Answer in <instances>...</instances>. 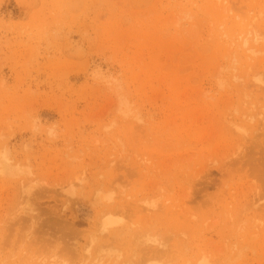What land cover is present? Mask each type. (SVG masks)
Returning a JSON list of instances; mask_svg holds the SVG:
<instances>
[{
  "label": "rangeland",
  "instance_id": "1",
  "mask_svg": "<svg viewBox=\"0 0 264 264\" xmlns=\"http://www.w3.org/2000/svg\"><path fill=\"white\" fill-rule=\"evenodd\" d=\"M0 264H264V0H0Z\"/></svg>",
  "mask_w": 264,
  "mask_h": 264
},
{
  "label": "bare ground",
  "instance_id": "2",
  "mask_svg": "<svg viewBox=\"0 0 264 264\" xmlns=\"http://www.w3.org/2000/svg\"><path fill=\"white\" fill-rule=\"evenodd\" d=\"M6 164H8V163L6 162Z\"/></svg>",
  "mask_w": 264,
  "mask_h": 264
}]
</instances>
